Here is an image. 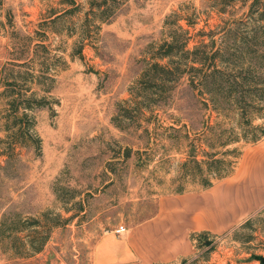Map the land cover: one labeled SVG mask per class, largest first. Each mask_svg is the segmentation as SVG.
<instances>
[{"label":"rangeland","instance_id":"1","mask_svg":"<svg viewBox=\"0 0 264 264\" xmlns=\"http://www.w3.org/2000/svg\"><path fill=\"white\" fill-rule=\"evenodd\" d=\"M241 98L264 126V0H0V226L25 221L0 264H92L102 233L175 193L191 142L201 158L239 131ZM263 144L238 143L239 163ZM195 244L174 264H264V203Z\"/></svg>","mask_w":264,"mask_h":264},{"label":"crops","instance_id":"2","mask_svg":"<svg viewBox=\"0 0 264 264\" xmlns=\"http://www.w3.org/2000/svg\"><path fill=\"white\" fill-rule=\"evenodd\" d=\"M263 203L264 144L212 187L162 196L152 217L121 232L117 227L102 233L92 264L177 263L195 253L199 234L229 232Z\"/></svg>","mask_w":264,"mask_h":264},{"label":"trees","instance_id":"3","mask_svg":"<svg viewBox=\"0 0 264 264\" xmlns=\"http://www.w3.org/2000/svg\"><path fill=\"white\" fill-rule=\"evenodd\" d=\"M171 51L172 45L169 44L168 48L164 50V53L165 55H168ZM154 66L161 69L166 68L159 62H156ZM190 67L193 70L203 72L202 79L207 81L208 84L206 85L213 83L216 79V74L222 71L217 66H207L205 62L200 60H195ZM171 69L172 68H168L169 71H172ZM238 103L241 104L239 106L241 118L240 125L238 126L239 131H235V128L221 129L216 135L218 142H216L214 138H212V142L211 140L210 142H207L210 150L203 149L201 158H199L198 145L191 142L188 146L187 157L180 165V179L175 193H183L187 191L188 183L198 184L200 188L206 189L212 187L216 182L228 177L235 171L243 153L242 148L237 146V144L241 141L253 143L264 136V126L254 124L252 118L246 113L247 106L245 105L243 98H241ZM227 132H229V134H226ZM44 215L46 216V214ZM8 221H11V223L16 225L25 223L24 219L19 216L11 218L5 217L1 222L0 236L4 232V228ZM31 223L34 227H39L42 220L40 218H33ZM55 223L56 222H54V224ZM17 229V231H22L24 230V226L19 225ZM203 236H207V234H199L197 238L199 239ZM44 243L45 240H42L37 246L32 244V251L40 252L43 249Z\"/></svg>","mask_w":264,"mask_h":264},{"label":"built area","instance_id":"4","mask_svg":"<svg viewBox=\"0 0 264 264\" xmlns=\"http://www.w3.org/2000/svg\"><path fill=\"white\" fill-rule=\"evenodd\" d=\"M127 229V227H125L124 225H121V226H119L118 228H117V232H121V231H124V230H126Z\"/></svg>","mask_w":264,"mask_h":264},{"label":"water","instance_id":"5","mask_svg":"<svg viewBox=\"0 0 264 264\" xmlns=\"http://www.w3.org/2000/svg\"><path fill=\"white\" fill-rule=\"evenodd\" d=\"M261 259H262V261H263V263H264V257H262Z\"/></svg>","mask_w":264,"mask_h":264}]
</instances>
